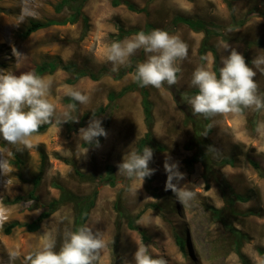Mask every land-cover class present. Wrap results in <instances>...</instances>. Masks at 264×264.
<instances>
[{
    "label": "rangeland",
    "instance_id": "obj_1",
    "mask_svg": "<svg viewBox=\"0 0 264 264\" xmlns=\"http://www.w3.org/2000/svg\"><path fill=\"white\" fill-rule=\"evenodd\" d=\"M61 1L0 0V75L35 73L38 65L51 60L76 64L89 75L72 82L75 73L58 67L41 76L53 81L48 99L60 117L69 104L76 103L66 95L69 87L89 95V104H77L73 115L80 122L85 113L104 107L105 112L96 117L108 135L102 137L99 146H85L79 140V129L87 127L90 118L81 126L79 122L59 126L54 119L45 131L32 135L31 148L12 145L0 137V264H24L29 253L41 248L45 233L55 238V250L59 251L64 233L73 231L75 209L69 201L62 202L36 231L16 226L6 234L4 228L13 221H32L44 206L61 196V188L81 195L98 190L86 223L107 242L97 264H135L134 252L139 245L147 246L154 258H162L166 264H264L259 251L264 248V135L257 131L258 123L264 122V112L245 109L239 115L210 117L212 132L208 138L212 147L206 153L212 162L211 170L202 161L188 168L186 159L197 153L196 148H186L195 134L190 116L202 123L204 116L194 115L183 99L198 91L191 85L197 67L214 71L215 53L222 66L221 58L228 51L220 47L221 41L241 52L250 65L254 57L264 55V0H118L119 4L115 0H88L82 7L89 20L85 34L80 17L75 23L50 25L21 37L32 20H62L71 14L73 10L67 6L58 8ZM125 1L146 10H132ZM177 14L213 22L220 26L221 33L208 38L210 49L204 59L199 53L206 38L204 31L180 24L169 32L188 45V57L178 62L181 73L176 85L165 83L160 89L146 87L154 115L149 145L153 159L149 166L156 171L151 181L145 179L142 187L140 181H135L139 190L130 193L127 188L133 181L119 174L117 165L127 152H137L138 143L148 130L140 89L130 88L135 83L132 77L136 65L147 57L143 49L138 50L130 58V66L113 72L112 64L105 60V52L116 41L117 22L126 29H145L148 23L163 29ZM248 14L243 25H233ZM122 70H126L125 75L117 78ZM255 79L259 94L264 96V74L258 73ZM112 94L116 96L114 99ZM86 148V155L79 158ZM225 157L232 158L233 163L221 164ZM166 160L177 163L179 171L185 174L180 186L197 193L187 204L182 205L171 191H165ZM108 166L114 168L115 185L100 182ZM77 171L96 179L83 178ZM38 174L41 181L35 191L37 200L14 202L15 197L26 195L34 188L33 180ZM223 181L228 182L231 190L222 185ZM118 199L132 215L149 203L160 204L161 210L147 208L136 221L147 234V240L140 230L128 226L126 216L119 215ZM32 204L36 206L32 208ZM209 206L219 209L222 218H217ZM228 226L248 236L241 244L242 258L235 250L234 236ZM177 235H186V252L180 249ZM13 254L15 260L10 259Z\"/></svg>",
    "mask_w": 264,
    "mask_h": 264
},
{
    "label": "clouds",
    "instance_id": "obj_2",
    "mask_svg": "<svg viewBox=\"0 0 264 264\" xmlns=\"http://www.w3.org/2000/svg\"><path fill=\"white\" fill-rule=\"evenodd\" d=\"M220 47L228 54L221 58L219 78L215 71L205 66L197 67L192 74L191 85L198 88V92L183 97L184 101L191 106L194 115H202L206 119L216 115H239L245 109L264 112V96L259 94L255 79L258 73L264 74V55L254 57L250 65L245 56L229 43L221 41ZM141 49L147 58L136 65L132 77L134 82L140 87L157 89L165 83L173 86L179 82L181 68L178 62L187 59L188 45L179 36L162 29H154L147 34L140 31L123 41H113L105 52V60L112 64L113 72H118L120 67L130 66V58ZM52 83L51 78L34 72L0 75V137L12 145L31 148L30 138L44 124H50L54 119L59 126L79 122V117L73 113L77 104H89L90 96L69 87L66 95L76 103L69 104L57 117L56 107L48 99ZM257 131L264 135V122L258 123ZM107 135L94 113L87 127L79 129V140L86 145L99 146L98 138ZM87 152L88 148L84 149L79 158ZM152 159L153 149L146 146L142 153L127 152L118 163L117 172L133 181L127 188L130 193L139 190L135 181H140L142 187L145 179L155 173L156 170L149 166ZM164 168L167 174L165 191H171L182 205L195 198L197 193L193 189L180 186L185 174L179 171L177 163L166 160ZM41 244L40 249L25 257L24 264H97L100 251L107 242L99 231L94 232L84 225L64 233L59 251L55 250L56 240L50 233L44 234ZM16 258L15 254L10 256L11 260ZM134 260L135 264H166L164 259L154 258L144 245L137 247Z\"/></svg>",
    "mask_w": 264,
    "mask_h": 264
},
{
    "label": "trees",
    "instance_id": "obj_3",
    "mask_svg": "<svg viewBox=\"0 0 264 264\" xmlns=\"http://www.w3.org/2000/svg\"><path fill=\"white\" fill-rule=\"evenodd\" d=\"M78 1H79V3H77ZM87 1L88 0H62L58 4V8L61 9V8H64L65 6H67L73 10V12L71 14H69L66 18H64L62 20H57V19H51L48 21L32 20L30 22V24L27 26V28L21 33V37L26 38L29 35H31L33 32H35L39 29L48 27L50 25L75 23L80 19V17L82 18V20L84 22L83 34H85L88 31L89 20H88V17L85 14H83L82 7H83L84 3ZM120 2L121 1H118V0L114 1L115 4H119ZM125 3L132 10H137V11H139V10L145 11L146 10L145 7L139 8L132 2L125 1ZM248 16H249V14L245 18L240 19L238 21H235L233 25L236 27L243 25L245 23V21L247 20ZM180 24H184V25L190 27L191 29H193L195 31H204L205 32L206 38L203 40L200 51H199L200 56L202 58H205L207 50L210 49L208 46V38L213 34L221 33L220 26L213 23V22L205 21L202 19H194V18L189 17V16L177 14L172 18V21L170 22V24L166 28H163L162 30L170 32V31L174 30ZM117 29H118V33L116 34L115 40L121 41V40L125 39L126 37H128L132 34H136L140 31H144L147 34L156 28L151 23H148L146 25L145 29H139V28L126 29L122 25H120L119 22H117ZM246 62H248L247 59H246ZM58 67H62L65 70L73 71L75 73V78L72 80V82H75L77 79H79L85 75H89V73L87 71L79 70L77 68L76 64H62L59 60H51V61L43 62L42 64L37 66L35 73L38 76H42L47 72H49V73L54 72ZM213 67H214V71L217 73V77L219 78L220 62H219V56L216 53H215V61H214ZM125 72H126V70H122L119 73V75H117V78H120L123 75H125ZM90 75L93 79H97V77H98L96 74L91 73ZM132 87L140 89V93L142 96L141 103H142V107H143V113H144L145 122H146V125L148 128L144 137L139 141L138 146H137V152L142 153L143 149L146 146H149L151 144L152 126L154 124L153 103H152L151 99L149 98V90L146 87H140L136 82L130 88H132ZM127 90H128V88H126L124 91H127ZM197 92L198 91L194 90L193 93L197 94ZM115 97L116 96L114 94L111 95V99H114ZM104 112H105V108L100 107L93 112L85 113L82 116V118L79 122V125L80 126L84 125L88 119L92 118V113H94L96 116H98ZM190 118L194 124L195 134H194L193 138L187 142L186 148H188V149L196 148L197 153L195 155H193L192 157L186 159V165L188 168L189 167L192 168L196 162L202 161V162H204L205 166L209 169L212 165V162H211V160H210V158L206 152L208 149H210L212 147V143H211L210 139L208 138V135L212 132L210 120H209V118L206 119L204 117V122L202 123L197 118H193L192 116H190ZM50 125H51V123L50 124H44L43 126H41V128L39 129L38 132L45 131ZM38 132H36V133H38ZM98 139H99V144H100L102 137H99ZM84 145L85 146H95V144H92V145L84 144ZM158 149H160V150L163 149V146H158ZM220 163L221 164H231V163H233V159L230 157H225L221 160ZM252 164H254L256 167H259V165L255 161H252ZM210 170H211V168L208 171H210ZM77 173L83 178L92 179V180L96 179L94 176H91L89 174H85V173H82L79 171H77ZM146 179L148 181L152 180L151 177L146 178ZM40 181H41V174H38L33 180L34 188L26 195H20V196L15 197L14 202H19L22 200L36 201L37 196L35 194V191H36L37 187L39 186ZM100 182L102 184H110V185L116 184V176H115L114 168L112 166L107 167L106 174L104 176L100 177ZM222 185H225L226 187L229 188V190H231L230 185L228 184L227 181H223ZM61 190H62L61 196L58 199H55V200L51 201L49 204H47L46 206H44V210L37 217H35L32 221L26 222V223H21L19 221H13V222H11L5 226L4 232L6 234H10L12 229L16 226H26V228L29 231H36L40 228L43 220L48 218L61 205L62 202H66V201L71 202L74 205V209H75L73 231H75L80 226L86 225V223L90 217V212H91L92 208L95 206V203L97 200V195H98V190H94L92 193L87 194V195L77 194V193L71 192V191H69L67 189H63V188H61ZM153 190L154 189L152 188V191ZM227 200L229 201V199H227ZM35 206H36L35 204L31 205L32 208H34ZM116 207L118 208L120 216H126L127 217L128 226L131 229L140 230L143 239H146V240L148 239L147 234L145 233V231L143 229H140V227L136 224V221L141 217V215L143 214V212L147 208H159L160 210L162 209L160 204H158V203H149L138 214L132 215L126 211V209L123 206V204L121 203L120 199H118V201L116 203ZM209 208L213 212V214L217 216V218H222V216H220L221 211L219 209H217L213 206H209ZM228 229L231 231V233L234 236L235 250L237 253H239L240 257L242 258V254L240 251L241 246H242L241 244H242L244 239L245 240L248 239V236L246 234L242 233L240 230L232 228L231 226H228ZM186 235H177V237H176L177 243H178L180 249L184 252H186V246L188 245ZM117 238L118 237H116V241H115V249H116V244L118 241ZM259 251L262 254V256L264 257V248H261Z\"/></svg>",
    "mask_w": 264,
    "mask_h": 264
}]
</instances>
